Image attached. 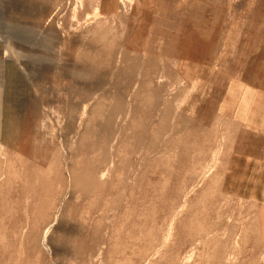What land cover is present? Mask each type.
I'll return each instance as SVG.
<instances>
[{"label":"rangeland","instance_id":"rangeland-1","mask_svg":"<svg viewBox=\"0 0 264 264\" xmlns=\"http://www.w3.org/2000/svg\"><path fill=\"white\" fill-rule=\"evenodd\" d=\"M0 264H264V0H0Z\"/></svg>","mask_w":264,"mask_h":264},{"label":"bare ground","instance_id":"bare-ground-1","mask_svg":"<svg viewBox=\"0 0 264 264\" xmlns=\"http://www.w3.org/2000/svg\"><path fill=\"white\" fill-rule=\"evenodd\" d=\"M27 8V7H26ZM31 9V8H30ZM28 10V9H27ZM96 15V14H95ZM115 29V28H114ZM99 112V111H98ZM97 114V113H96ZM229 127V126H228ZM38 134V133H37ZM50 134V133H49ZM45 135V134H44ZM134 135V134H133ZM49 136V135H48ZM42 138H43V136H42ZM45 140V139H44ZM36 141V140H35ZM51 161V160H50ZM26 162V161H25ZM27 163V162H26ZM23 164V163H22ZM39 167V166H38ZM26 168V167H25ZM37 171V170H36ZM38 174V173H37ZM85 175V174H84ZM97 175V174H96ZM91 178V177H90ZM77 179V181H79L78 183H80L81 182V178H80V180H78V178H76ZM93 180V179H92ZM85 182V181H84ZM97 182V181H96ZM82 184L81 185H83V186H85V188H86V186L87 185H85V184H87V183H83V182H81ZM89 183V182H88ZM77 185V184H76ZM78 186V185H77ZM88 186H91V185H88ZM79 188H80V186H79ZM84 188V189H85ZM95 188V187H94ZM90 189V188H89ZM48 190V189H47ZM83 190V189H82ZM86 190V189H85ZM84 191V190H83ZM85 192V191H84ZM48 194V193H47ZM47 194H46V196H47ZM51 194V193H50ZM43 198V197H42ZM48 198V197H47ZM56 198V197H55ZM45 216V215H44ZM40 220V219H39ZM35 224V223H34ZM34 229V228H33ZM34 239V238H33ZM35 239H36V237H35ZM36 241V240H35Z\"/></svg>","mask_w":264,"mask_h":264}]
</instances>
